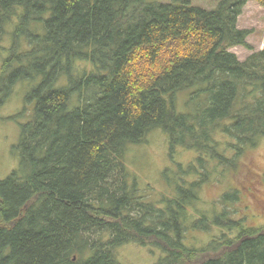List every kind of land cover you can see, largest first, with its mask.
Segmentation results:
<instances>
[{
    "label": "trees",
    "instance_id": "obj_1",
    "mask_svg": "<svg viewBox=\"0 0 264 264\" xmlns=\"http://www.w3.org/2000/svg\"><path fill=\"white\" fill-rule=\"evenodd\" d=\"M248 1L208 11L190 0H0V50L10 41L0 105L38 81L19 168L0 181V264H118L129 243L162 252L155 264H264V226L197 208L205 184L249 180L244 158L264 138V49L244 62L229 51L251 49L237 27ZM190 91L205 104L178 114L177 95ZM155 129L170 155L197 154L159 205L125 166ZM239 186L220 202L239 200ZM209 225L232 234L203 249L184 242Z\"/></svg>",
    "mask_w": 264,
    "mask_h": 264
},
{
    "label": "rangeland",
    "instance_id": "obj_2",
    "mask_svg": "<svg viewBox=\"0 0 264 264\" xmlns=\"http://www.w3.org/2000/svg\"><path fill=\"white\" fill-rule=\"evenodd\" d=\"M144 1L166 4L174 0ZM220 1L190 0V4L193 7L210 11L216 9ZM237 27L250 31L246 42L251 49L239 46L229 51L239 61L244 62L252 53L264 49V6L254 0H249L238 17ZM1 45L7 53L0 50V68L2 61L9 55L10 41H5ZM37 84V80L32 83L25 81L19 84L0 105V181L7 179L19 168V157L15 149L19 143L20 126L29 121L32 113L33 106L27 100L28 95ZM192 97L191 91L177 95L175 108L178 114L195 113L200 106L205 104L204 97L200 99H192ZM196 159V152L180 147L170 155L167 136L160 129H155L147 135L143 143L129 148L125 156V166L130 177L135 179L136 188L141 195L143 194L144 200L159 205L163 198H170L175 193V181L181 185V179L187 180L186 170L188 166L196 165ZM244 161L249 168L248 181L241 183L231 178L217 185L205 184L201 189V200L197 208L204 210L209 220L212 217L211 211L215 209L218 214L225 212L230 218L242 221L245 227L264 226V138L246 154ZM192 179L194 177H189L190 181ZM231 184L233 186L242 185L243 194L239 200L222 204L220 196ZM190 210L195 212L192 208ZM196 217L198 218L197 215ZM231 234L232 232L225 229L209 225L206 230L191 229L188 231L184 242L190 247L203 249L213 240L222 236H231ZM235 234L233 232V235ZM115 256L118 264H155L163 253L156 248L129 243L116 248Z\"/></svg>",
    "mask_w": 264,
    "mask_h": 264
}]
</instances>
